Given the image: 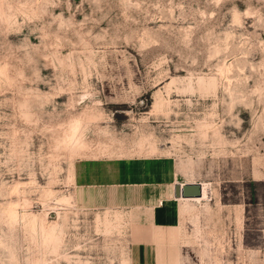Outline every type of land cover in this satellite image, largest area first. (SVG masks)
<instances>
[{"label":"rangeland","instance_id":"374dc122","mask_svg":"<svg viewBox=\"0 0 264 264\" xmlns=\"http://www.w3.org/2000/svg\"><path fill=\"white\" fill-rule=\"evenodd\" d=\"M0 264H264V0H0Z\"/></svg>","mask_w":264,"mask_h":264},{"label":"water","instance_id":"95a60500","mask_svg":"<svg viewBox=\"0 0 264 264\" xmlns=\"http://www.w3.org/2000/svg\"><path fill=\"white\" fill-rule=\"evenodd\" d=\"M175 198L192 199L203 196V186L201 183H187L183 186L177 184L174 186Z\"/></svg>","mask_w":264,"mask_h":264},{"label":"bare ground","instance_id":"6f19581e","mask_svg":"<svg viewBox=\"0 0 264 264\" xmlns=\"http://www.w3.org/2000/svg\"><path fill=\"white\" fill-rule=\"evenodd\" d=\"M177 184L182 185L181 183H177ZM208 184L209 183H205L204 185H202L203 186V196L201 198H192V199L177 198L176 200L197 201V202L208 201V200H210V197H211L209 189H208Z\"/></svg>","mask_w":264,"mask_h":264},{"label":"crops","instance_id":"0c3cea01","mask_svg":"<svg viewBox=\"0 0 264 264\" xmlns=\"http://www.w3.org/2000/svg\"><path fill=\"white\" fill-rule=\"evenodd\" d=\"M205 183H202V185H204ZM177 199V198H176Z\"/></svg>","mask_w":264,"mask_h":264}]
</instances>
